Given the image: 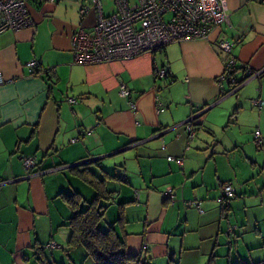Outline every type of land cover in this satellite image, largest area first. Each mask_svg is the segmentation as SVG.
Returning a JSON list of instances; mask_svg holds the SVG:
<instances>
[{
	"label": "crops",
	"instance_id": "crops-1",
	"mask_svg": "<svg viewBox=\"0 0 264 264\" xmlns=\"http://www.w3.org/2000/svg\"><path fill=\"white\" fill-rule=\"evenodd\" d=\"M227 2L230 26L209 40L92 65L74 64L71 41L93 32L92 0L27 3L33 25L0 36V264H39V248L77 264L82 249L65 251L74 215L66 197L91 202L80 173L102 170L124 181L106 182L114 201L101 228L124 237L131 255L148 264L264 260V104H252L264 102V4ZM223 41L234 43L232 70ZM27 157L38 167L27 171ZM227 183L234 195L223 203Z\"/></svg>",
	"mask_w": 264,
	"mask_h": 264
},
{
	"label": "built area",
	"instance_id": "built-area-1",
	"mask_svg": "<svg viewBox=\"0 0 264 264\" xmlns=\"http://www.w3.org/2000/svg\"><path fill=\"white\" fill-rule=\"evenodd\" d=\"M29 1L0 0V36L8 31L18 32L33 25L27 9ZM47 1L54 4L59 0ZM92 1L99 12L93 32L79 30L71 38L75 65L130 61L144 54H153L171 44L188 40H209L214 30L230 26L227 0H115L117 11L109 17L102 15L99 0ZM259 1L264 3V0ZM87 13V9L81 11L82 15ZM166 16H169L168 20L165 19ZM233 46L234 43L228 41L219 44L220 51L229 57L226 65L229 70L236 66V59L231 55ZM37 66V62L28 64L31 70ZM155 76L163 79L167 77V72L163 68H157ZM221 79L234 81L225 73ZM4 83L0 67V86ZM120 95L128 98L130 92L122 86ZM252 104L261 108L264 102L254 99ZM195 117L185 123L190 135H194L192 123ZM254 137L257 143L263 142L260 131H256ZM168 161H174V158L168 157ZM36 166L35 157L24 159L27 171ZM3 184L0 179V187ZM223 191L225 198L233 197L230 183L224 185ZM51 246L56 247L55 243H51Z\"/></svg>",
	"mask_w": 264,
	"mask_h": 264
},
{
	"label": "trees",
	"instance_id": "trees-1",
	"mask_svg": "<svg viewBox=\"0 0 264 264\" xmlns=\"http://www.w3.org/2000/svg\"><path fill=\"white\" fill-rule=\"evenodd\" d=\"M257 1L261 3L259 0ZM71 101L73 102V100ZM38 165L37 160L36 168ZM72 170H75V168ZM80 174L83 181L94 190L95 197L86 205L83 204L79 194L66 197L72 206L74 215L69 223L71 235L65 251L70 253L77 248H81L85 250L88 258L92 259L94 264H148L142 256L129 253L126 239L118 237L113 228L106 231L101 228L107 205L114 201V195L106 188V182L108 179H120L121 181H124V179H121L120 176L119 178L111 175L104 170H102L103 175L101 178L88 171ZM168 197L173 200V193H169ZM231 198L223 196L221 201L224 203ZM145 248L147 247L145 246ZM35 256L39 264H56L47 256L44 248H39ZM232 264H264V260L258 263L241 261Z\"/></svg>",
	"mask_w": 264,
	"mask_h": 264
},
{
	"label": "rangeland",
	"instance_id": "rangeland-1",
	"mask_svg": "<svg viewBox=\"0 0 264 264\" xmlns=\"http://www.w3.org/2000/svg\"><path fill=\"white\" fill-rule=\"evenodd\" d=\"M114 1L115 0H99L104 17H109L116 13L117 8L115 6ZM165 19L168 20L169 16H166ZM80 251H82V253L84 254L82 258L81 256L77 258V262H78L77 264H94L93 260L88 258L85 250L82 249ZM69 262L70 260L67 258L66 264H69Z\"/></svg>",
	"mask_w": 264,
	"mask_h": 264
}]
</instances>
